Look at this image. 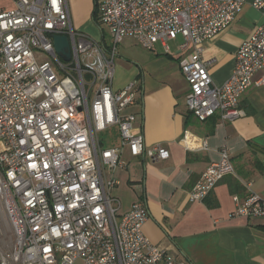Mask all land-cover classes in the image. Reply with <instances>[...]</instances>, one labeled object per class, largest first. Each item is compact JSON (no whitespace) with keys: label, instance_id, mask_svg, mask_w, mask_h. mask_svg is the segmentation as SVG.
<instances>
[{"label":"built area","instance_id":"built-area-1","mask_svg":"<svg viewBox=\"0 0 264 264\" xmlns=\"http://www.w3.org/2000/svg\"><path fill=\"white\" fill-rule=\"evenodd\" d=\"M247 2L264 11V0H97L96 39L73 27L66 0H0V203L12 229L0 264H185L144 234V204L119 213L112 203V173L126 166L123 147L150 160L170 155L160 144L146 146L135 114L125 112L140 104L136 80L113 89L117 44L131 38L145 50L158 42L168 51L167 42L180 35L179 49L188 51L180 61L188 110L199 121L216 112L233 120L244 114L242 94L264 86V21L239 45L220 85L202 50ZM55 35L67 37L68 60L55 50ZM113 128L120 144L104 146L98 133ZM182 141L189 146L188 131ZM190 147L204 149L206 141ZM233 172L221 149L189 200L204 199ZM233 199V214L264 217L259 194Z\"/></svg>","mask_w":264,"mask_h":264},{"label":"crops","instance_id":"crops-1","mask_svg":"<svg viewBox=\"0 0 264 264\" xmlns=\"http://www.w3.org/2000/svg\"><path fill=\"white\" fill-rule=\"evenodd\" d=\"M91 2L79 0L78 7L85 11ZM263 21L264 11L247 2L229 27L203 42L202 56L210 60L214 84L228 79L239 45ZM187 52L178 47L172 53L170 48L165 51L155 44L152 50L118 64L122 75L115 76L114 67L113 89L123 88L132 79L140 88V104L125 112L135 114L134 126L141 131L145 145L160 144L170 155L150 160L132 156L123 147L120 159L126 166L112 173L118 179L111 190L112 203L119 213L129 210L134 202L144 204L148 214L144 234L177 261L264 264V217L233 214L234 195L243 199L254 192L264 198V86H251L242 94V116L225 120L216 112L199 121L186 106L189 86L180 61ZM185 131L190 133L189 146L182 141ZM203 140L204 149L190 147V143L199 145ZM119 144L117 136L107 145ZM221 149L228 152L234 172L224 175L204 199L190 201V189L206 166L219 159ZM105 172L110 171L105 168Z\"/></svg>","mask_w":264,"mask_h":264},{"label":"rangeland","instance_id":"rangeland-1","mask_svg":"<svg viewBox=\"0 0 264 264\" xmlns=\"http://www.w3.org/2000/svg\"><path fill=\"white\" fill-rule=\"evenodd\" d=\"M66 3L69 7L70 18H71V23L73 27L75 29H79L83 31L84 33L89 35L91 38H96V39L100 38L101 29L99 28V26L96 25L95 21L92 18L93 16L92 11L95 5H97V0H92L90 7L85 11L79 9L78 7L79 0H75V2H73L72 0H67ZM73 11L75 12V14ZM78 12H83L89 17H85ZM95 14L97 16V13ZM78 21H81V22L84 21V23L80 25ZM104 38L106 42H109L108 36L105 33H104ZM182 41L183 39L180 35H178L175 39L169 40L167 44L170 48V52L175 53L178 50L179 44ZM156 47H160V44L158 42L156 43ZM143 50L145 49L142 48L139 44L135 43V41L131 38H125L124 40L119 42L117 44V56L115 60V67H116L115 76L123 74L122 69H118V64L123 65V63H126V61L128 60V57L130 58L131 56L141 55V52H143ZM46 59L52 63V58L50 56H47ZM115 130L116 129L113 128V129L98 133V138L104 141L103 143L104 146H106L109 142H114L115 140H117V135L115 134ZM11 238H12V229L10 226V222L5 212L3 211V207L0 203V247L2 249L7 247Z\"/></svg>","mask_w":264,"mask_h":264},{"label":"water","instance_id":"water-1","mask_svg":"<svg viewBox=\"0 0 264 264\" xmlns=\"http://www.w3.org/2000/svg\"><path fill=\"white\" fill-rule=\"evenodd\" d=\"M54 47L55 50L65 59L70 58V47L68 39L64 35H55L54 36Z\"/></svg>","mask_w":264,"mask_h":264},{"label":"trees","instance_id":"trees-1","mask_svg":"<svg viewBox=\"0 0 264 264\" xmlns=\"http://www.w3.org/2000/svg\"><path fill=\"white\" fill-rule=\"evenodd\" d=\"M95 13H97V5H95V7H94V9L92 11V15H93L92 18L95 21V23H97L96 14Z\"/></svg>","mask_w":264,"mask_h":264}]
</instances>
